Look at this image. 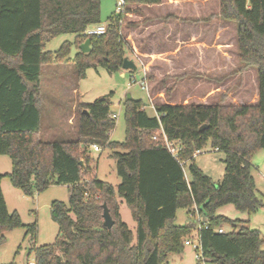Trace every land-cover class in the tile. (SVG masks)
<instances>
[{
	"label": "trees",
	"instance_id": "obj_1",
	"mask_svg": "<svg viewBox=\"0 0 264 264\" xmlns=\"http://www.w3.org/2000/svg\"><path fill=\"white\" fill-rule=\"evenodd\" d=\"M218 1L220 18L236 24L239 61L257 70L256 104L159 103L149 116L140 101L126 98V136L119 144L109 140L115 123L107 98L76 103L75 140H41L42 69L64 62L66 55L64 46L51 53L44 45L61 35H75L79 45L89 40L88 53L79 49L75 58L77 78H84L88 68L117 72L127 59L120 31L130 5H158L161 0H125L122 13L108 19L101 36H85L89 28L101 25L100 0H0V156L11 161V171L0 174V184L8 177L25 196L51 185L66 186L69 192L67 207L52 203L58 237L52 245L29 250L33 264H164L196 234L206 264H264L258 231L215 216L225 205L247 213L263 207L250 159L264 149V0ZM164 138L178 148L176 156ZM209 141L212 149L225 154L224 174L217 183L192 162ZM91 146L111 151L120 180L116 189L92 178L87 156ZM189 162L188 180L184 168ZM116 198L128 208L135 235L120 219ZM103 204L114 222L110 230L103 227ZM178 209L196 213L208 229L174 225ZM224 224L232 232H213ZM20 226L18 214L8 213L0 187V234ZM35 233V225L27 227V235Z\"/></svg>",
	"mask_w": 264,
	"mask_h": 264
},
{
	"label": "rangeland",
	"instance_id": "obj_2",
	"mask_svg": "<svg viewBox=\"0 0 264 264\" xmlns=\"http://www.w3.org/2000/svg\"><path fill=\"white\" fill-rule=\"evenodd\" d=\"M115 5L116 0H100L101 25H108V19L115 12ZM134 7L130 5L129 8L133 9ZM134 13L137 14L139 11L134 10ZM136 25L135 18L125 17L120 31L123 41L129 34L127 29H131ZM79 40L75 35H61L44 45V51L51 53L59 51L64 46L66 55L64 56V62L48 65L42 69L40 78V138L42 141L75 140L77 138L76 115L78 113L76 103L79 101L91 104L99 98H107L111 104L110 114L117 116L114 120V129L109 134V140L113 143L121 144L126 136L124 101L128 96L134 101H140L149 116L154 115L146 92L140 88V82L143 78L141 65L125 49L126 58L134 63L136 71L129 72L121 69L117 72L109 73L100 67L88 68L85 71V77L78 79L75 58L79 52ZM152 48L162 49L158 44L155 47L152 46ZM198 63L196 65L194 58L190 69L176 73L177 76L182 74L187 77L184 80L176 81L178 84L173 93L177 96L178 101L190 96L192 98L188 103H197L198 100L195 97H198L199 92L202 90L198 84L206 82L201 76L202 69ZM252 69L255 71L257 79V70L253 67ZM173 84L172 79H168L165 75L156 77L152 72L147 74V85L152 93L153 106L162 103L159 98H154L153 93L161 89L165 90L167 87L168 95L175 86ZM194 87H196V90H194ZM205 88L207 90L212 88V86L208 85ZM73 90L75 92H72ZM183 105H186V103ZM99 149V152H94L91 147L87 149V156L90 159L89 167L93 174L92 178L94 177L98 181L107 183L116 189L120 180L116 174L115 161L110 157L111 151L109 149ZM118 151L122 152L121 150ZM224 158L225 154L214 151L209 141L198 154L193 156L192 162L205 176L217 183L224 174ZM189 164L190 162L184 168L185 177L188 180L187 167ZM10 171L11 161L9 157L0 156V174H7ZM250 175L254 179L256 195L262 201L263 207L253 213H247L236 210L233 205H225L215 211V216L224 217L230 221H239L243 223V227L258 231L263 240L260 249L264 251V149L258 150L252 155L250 159ZM0 187L8 213L16 212L21 223L20 227L6 229L0 234V237H2L0 264H31L34 261V254L30 253L29 250L33 246L52 245L58 237V226L51 216V205L53 202H60L66 207L68 206V187L51 185L40 193L25 196L20 190L11 186L8 177L2 179ZM116 202L119 206L120 219L135 235L136 225L131 220L128 208L121 199L116 198ZM199 218L203 219L198 217L196 213L193 215L189 214L188 209H178L175 214L174 225L187 226L192 224L197 229V220ZM31 225L36 227L35 237L26 234L27 227ZM240 226L236 227L237 230L241 228ZM221 228L225 233L232 232V228L228 224L222 225ZM164 264L201 263L196 260L195 251L191 247L183 246L180 254L169 255L167 262Z\"/></svg>",
	"mask_w": 264,
	"mask_h": 264
},
{
	"label": "crops",
	"instance_id": "obj_3",
	"mask_svg": "<svg viewBox=\"0 0 264 264\" xmlns=\"http://www.w3.org/2000/svg\"><path fill=\"white\" fill-rule=\"evenodd\" d=\"M219 13L218 0H161L158 5L134 7L126 14L128 18H135L137 25L127 29L129 34L124 42L128 46L127 51L141 65L147 96L152 101L147 74L165 75L172 79L174 86L177 80L187 78L176 73L190 69L195 58L206 82L198 84L202 90L195 97L198 101L194 104H256L257 79L252 67H245L238 59L236 24L223 21ZM156 44L162 49H153ZM177 84L170 94L167 95L166 87L153 93L154 98L165 104H188L192 97L186 96V99L178 101L174 95ZM208 85L212 88L206 90Z\"/></svg>",
	"mask_w": 264,
	"mask_h": 264
},
{
	"label": "built area",
	"instance_id": "obj_4",
	"mask_svg": "<svg viewBox=\"0 0 264 264\" xmlns=\"http://www.w3.org/2000/svg\"><path fill=\"white\" fill-rule=\"evenodd\" d=\"M115 14H121L123 11V8L125 7V0H116V5H115ZM106 32V26L105 25H98L92 28H89L86 32H85V36H101ZM140 88L142 91H145L146 94L148 92L146 83H145V78H143L140 82ZM148 100L150 102L151 107L153 108V104H152V100L148 97ZM111 118L113 120H115L117 118L116 115H112ZM165 139V138H164ZM165 141V146L166 148L169 150V152L173 155L176 156L177 154V150L178 148L172 143V142H168L166 139ZM92 150L94 152H99L100 149L97 146H91ZM215 151V150H214ZM200 151H197L195 154H198ZM194 154V156H195ZM264 179V177H263ZM198 227L197 230H207L208 229V224L207 221L205 219H198ZM213 232L218 233V234H224L225 232L222 230L221 227L218 228H214ZM183 246H188L191 247L194 251H195V258L196 260L201 263V264H206L202 255V251H201V246H200V240H199V236L196 234L194 235L193 238L191 239H186L183 243ZM33 264V263H31Z\"/></svg>",
	"mask_w": 264,
	"mask_h": 264
},
{
	"label": "water",
	"instance_id": "obj_5",
	"mask_svg": "<svg viewBox=\"0 0 264 264\" xmlns=\"http://www.w3.org/2000/svg\"><path fill=\"white\" fill-rule=\"evenodd\" d=\"M80 51L82 53H88L89 51V40H86L82 45H80L79 47ZM122 70L125 71H136V66L134 65V63L128 59H124L122 61V66H121ZM127 99H131L130 96L127 97ZM204 128H206V126H203L200 128V130H203ZM81 164V162H80ZM102 220H103V227L106 228L107 230H110L113 225L114 222L110 216L109 210L107 208V206L105 204L102 205Z\"/></svg>",
	"mask_w": 264,
	"mask_h": 264
}]
</instances>
